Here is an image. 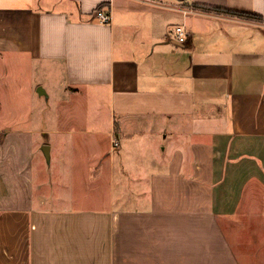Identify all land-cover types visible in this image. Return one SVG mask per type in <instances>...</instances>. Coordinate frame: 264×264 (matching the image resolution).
I'll return each instance as SVG.
<instances>
[{"label":"crops","instance_id":"crops-1","mask_svg":"<svg viewBox=\"0 0 264 264\" xmlns=\"http://www.w3.org/2000/svg\"><path fill=\"white\" fill-rule=\"evenodd\" d=\"M185 3L264 18V0ZM183 10L0 0V55L62 62L74 102L32 128L0 117V264H264V23Z\"/></svg>","mask_w":264,"mask_h":264},{"label":"rangeland","instance_id":"rangeland-1","mask_svg":"<svg viewBox=\"0 0 264 264\" xmlns=\"http://www.w3.org/2000/svg\"><path fill=\"white\" fill-rule=\"evenodd\" d=\"M181 3L185 10L189 7L185 2ZM197 7V6H194ZM196 13L199 12H215L212 9H200L197 7ZM64 66L62 62L53 60H32L27 55L4 53L0 55V117L5 120L7 128L10 125L15 128H22L32 126H41L42 119L45 120L48 117L58 115L62 113V110L69 108L74 104L72 98L65 94V85L61 84L63 80ZM43 87L48 95L47 100L43 97H38L35 93L37 86ZM78 107H86L84 102H78ZM97 112H99L100 105L97 103L91 106ZM1 127V123H0ZM1 132V130H0ZM42 132L39 128H34L30 135L20 138L21 145L23 147L28 146V143L35 147L33 153L32 166L35 171V175L39 170L48 167L47 160L42 154V150L39 149V142L42 138ZM31 140H30V139ZM112 140L118 141L116 136L111 137ZM1 140V133H0ZM119 144V142H118ZM31 162V161H30ZM36 164H40L39 167ZM37 171V172H36ZM40 193H47V181H40ZM38 184L39 181H34ZM37 188V186L35 185ZM39 188V187H38ZM78 189L83 191V185H78ZM91 189H88V193ZM260 192V190H259ZM39 193V194H40ZM264 193V190L260 192ZM50 197L46 194V198ZM46 202H49L46 199ZM246 221L247 219H243ZM264 220V219H263ZM240 221V220H239ZM264 225V223H263ZM258 234V233H256ZM260 236V234H259ZM240 252V251H236Z\"/></svg>","mask_w":264,"mask_h":264},{"label":"built area","instance_id":"built-area-1","mask_svg":"<svg viewBox=\"0 0 264 264\" xmlns=\"http://www.w3.org/2000/svg\"><path fill=\"white\" fill-rule=\"evenodd\" d=\"M110 9H111L110 7H104V8L96 10L94 12V18L99 22H103V23L109 22L110 18H111ZM197 10H198L197 7L191 6V7H189L188 10H183V11H184V13L186 11L191 12V13H193V12L196 13ZM261 22L264 23V20ZM174 32L177 36V39L180 42L185 41L186 30H185V24L183 22L174 26ZM117 145H118V141H116L115 139L112 140V147H116Z\"/></svg>","mask_w":264,"mask_h":264},{"label":"trees","instance_id":"trees-1","mask_svg":"<svg viewBox=\"0 0 264 264\" xmlns=\"http://www.w3.org/2000/svg\"><path fill=\"white\" fill-rule=\"evenodd\" d=\"M177 2H185L186 0H175ZM195 5V4H194ZM106 6L105 3H100L96 9L94 10V12L98 9L104 8ZM198 8L200 9H212L215 11H221V12H225L231 15H236L240 18H244V19H254V20H258V21H263L264 18H262L261 15L259 14H255V13H248V12H241V11H236V10H231V9H224V8H219V7H206V6H198ZM94 15V13H93Z\"/></svg>","mask_w":264,"mask_h":264},{"label":"water","instance_id":"water-1","mask_svg":"<svg viewBox=\"0 0 264 264\" xmlns=\"http://www.w3.org/2000/svg\"><path fill=\"white\" fill-rule=\"evenodd\" d=\"M35 93L38 97H43L45 100H47V98H48L47 93L45 92L43 87L40 85L37 86ZM40 148H41L43 155L45 156L46 160L48 161L49 160V146H48V144L44 143L41 145Z\"/></svg>","mask_w":264,"mask_h":264}]
</instances>
